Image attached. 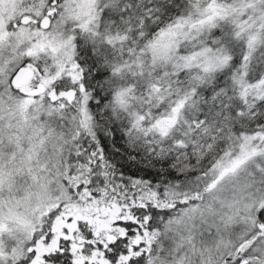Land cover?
Wrapping results in <instances>:
<instances>
[{
    "label": "snow or ice",
    "instance_id": "obj_1",
    "mask_svg": "<svg viewBox=\"0 0 264 264\" xmlns=\"http://www.w3.org/2000/svg\"><path fill=\"white\" fill-rule=\"evenodd\" d=\"M0 264H264V0H0Z\"/></svg>",
    "mask_w": 264,
    "mask_h": 264
}]
</instances>
